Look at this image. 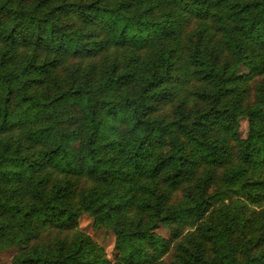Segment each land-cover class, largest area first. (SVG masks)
<instances>
[{"label": "trees", "instance_id": "16d2710c", "mask_svg": "<svg viewBox=\"0 0 264 264\" xmlns=\"http://www.w3.org/2000/svg\"><path fill=\"white\" fill-rule=\"evenodd\" d=\"M13 247L11 264H264V0H0Z\"/></svg>", "mask_w": 264, "mask_h": 264}, {"label": "rangeland", "instance_id": "374dc122", "mask_svg": "<svg viewBox=\"0 0 264 264\" xmlns=\"http://www.w3.org/2000/svg\"><path fill=\"white\" fill-rule=\"evenodd\" d=\"M240 131L242 136H246L248 131V123L246 119L241 120ZM79 229L89 234L95 242L103 246L106 250L109 260L115 262L116 236L113 231L108 230L104 227L96 228L93 224V218L88 214L81 215L79 219ZM158 233L167 238L170 237L169 231L163 227L158 230ZM17 251L18 249L16 247L0 251V264H11Z\"/></svg>", "mask_w": 264, "mask_h": 264}]
</instances>
